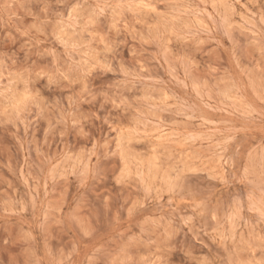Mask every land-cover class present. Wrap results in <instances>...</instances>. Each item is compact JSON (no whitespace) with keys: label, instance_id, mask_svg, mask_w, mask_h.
Instances as JSON below:
<instances>
[{"label":"rangeland","instance_id":"rangeland-1","mask_svg":"<svg viewBox=\"0 0 264 264\" xmlns=\"http://www.w3.org/2000/svg\"><path fill=\"white\" fill-rule=\"evenodd\" d=\"M0 264H264V0H0Z\"/></svg>","mask_w":264,"mask_h":264}]
</instances>
